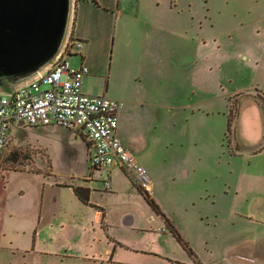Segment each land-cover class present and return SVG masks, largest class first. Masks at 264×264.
I'll return each mask as SVG.
<instances>
[{
	"label": "rangeland",
	"instance_id": "rangeland-1",
	"mask_svg": "<svg viewBox=\"0 0 264 264\" xmlns=\"http://www.w3.org/2000/svg\"><path fill=\"white\" fill-rule=\"evenodd\" d=\"M178 1L184 7L191 3L195 15L208 16L207 59L205 47H194L183 56L176 45L173 54L166 53L151 36L152 29L146 31L125 14L115 16V2L108 14V10L97 12L90 7L87 2L92 0H77L62 45L70 35L89 37L85 62L77 47L69 61L77 68L82 63L88 67L84 87L90 92L106 93L122 102L117 135L144 163L154 181L152 197L178 224L182 241L161 230L168 228L161 217L149 221L154 210L130 185L125 193H95L94 202L110 209L112 221H120L121 201L131 204L140 216L138 226L146 227L154 237L149 240L145 230L109 223V233L123 243L117 245L120 257H115L120 264H173L174 259L194 264H264V140L261 137L254 145L246 140L250 134L257 135L254 116L262 117L256 101L264 104L260 91H264V0ZM194 36L197 40L196 32ZM213 37L219 39L213 43ZM11 82H2L0 92H11ZM198 85L208 89L204 97L208 102L201 103L202 112L192 116L184 109L194 103L192 109L198 110ZM234 101H244L243 113L239 122L234 115L228 128L231 110L237 107ZM251 104L257 109H245ZM12 133L0 163V225L6 226L8 235L3 245L14 239L18 246H29V239L17 232L19 224L37 217L42 191L47 217L56 212L51 205L72 201L73 192L67 186L87 180V150L76 130L60 125H26L15 127ZM77 161L78 169L86 172L85 179L77 175ZM98 180L90 185L103 190L104 179ZM255 198L260 203L251 208ZM73 211L77 226L67 231L77 230L76 240L39 243L41 248L60 250L62 256L49 253L39 259L28 254L24 259L3 250L0 264H85L87 260L77 257V250L87 259H99L102 254L106 258L110 252L100 244L103 232L98 227L94 233L83 223L84 219L95 221L97 210L77 211L75 207ZM84 240H89L86 246Z\"/></svg>",
	"mask_w": 264,
	"mask_h": 264
},
{
	"label": "crops",
	"instance_id": "crops-1",
	"mask_svg": "<svg viewBox=\"0 0 264 264\" xmlns=\"http://www.w3.org/2000/svg\"><path fill=\"white\" fill-rule=\"evenodd\" d=\"M106 2V3H105ZM114 2L116 4V8H114ZM112 3V4H110ZM87 4L90 7H94L97 12H106L108 9L112 10L115 9V16H124V14L134 21L137 22L138 26H143L146 31L149 29H152L151 33H156V36L152 34L153 38H157V45L160 49L163 51H166V53H172L173 54V48H176L175 46H180V49L182 51V55H188V51L190 52L194 47L198 48L199 50L205 47V55L206 59L208 58V51H206V47L211 43L210 39H205V35L209 33V25H208V16H204L200 13H197L196 15L193 12L192 4L189 3L188 6H179L180 1L178 0H95V2H87ZM76 5L77 10V0H72V6ZM105 5V6H103ZM73 8V7H72ZM108 10V14H110V11ZM77 13V12H76ZM134 25V24H133ZM213 26V25H212ZM196 32L197 40L194 39V33ZM224 35V34H223ZM222 35H219V38ZM74 37V35H72ZM84 37V36H79ZM75 38L78 40H81L84 42V48L83 52L81 53L82 61L85 62V57L89 54L90 51V41L88 40L89 37L83 39V38ZM219 38L215 39L212 38V42L214 43ZM179 40V42H176ZM179 48V47H178ZM197 52V49H196ZM204 52V49H203ZM183 56L180 55L181 58ZM175 61V59H174ZM84 64V63H82ZM32 78V76L30 77ZM29 79V78H28ZM85 79V76H84ZM27 79L20 80L19 82H11L12 86L11 89L14 87H17L20 83L24 82ZM13 88V89H14ZM198 89L200 91V98L195 102L197 104L198 110L192 109L194 107V103L189 104V109H184L185 111H190L191 115L194 116L198 112L201 111L202 107L200 106L201 103L208 102V99L204 97H207L209 95L208 89L204 87L203 85H198ZM83 90L88 94H106V93H93L90 92L88 87H84V80H83ZM93 91V90H91ZM262 93H264L263 90L260 89ZM237 94V93H236ZM107 95V94H106ZM264 95V94H263ZM255 103V102H254ZM245 109H257L255 107V104L247 105ZM120 109H119V122H120ZM202 112V111H201ZM243 113V110H242ZM123 114V113H122ZM124 114H129L128 112H125ZM244 118V116L242 117ZM254 122L252 123V126L257 128V135L253 137L252 134H250V137L247 140V144L254 145L257 144L256 142L260 141L262 138L264 140L263 134H264V125H263V116L259 117L254 116ZM55 125V124H52ZM24 125H18L13 124L10 130V136L13 134V129L15 127H20ZM118 131V129H117ZM78 133V132H77ZM80 135V133H78ZM81 136V135H80ZM82 137V136H81ZM135 137V136H134ZM132 137V138H134ZM262 137V138H261ZM83 139V137H82ZM85 146H86V156H85V162L89 164L88 168L85 167V170L87 169V172L90 171V155H91V149L89 145L85 142L83 139ZM180 143V142H179ZM182 145V144H181ZM130 149L129 146H126ZM131 150V149H130ZM132 151V150H131ZM133 152V151H132ZM134 153V152H133ZM135 154V153H134ZM136 156V155H135ZM137 158V156H136ZM138 159V158H137ZM139 161V160H138ZM140 162V161H139ZM141 163V162H140ZM142 164V163H141ZM144 164V163H143ZM79 162L77 161V171L84 173L80 174L77 172V175H86L85 170L78 169ZM82 168V166H81ZM1 169V168H0ZM4 170V169H3ZM6 170V169H5ZM183 170V169H182ZM5 172V171H3ZM189 171L187 170V173ZM87 177V176H86ZM111 180V188L106 189L104 186L103 190L95 185H90V182H98L100 180H77V185H83L88 186L91 188V195H90V203H84L75 193L73 187L67 186L69 190L73 192V199L71 202L68 203H62L59 202L58 204L51 205V209L56 211L52 216H46L45 214V207L43 206V198H44V191H42V194H40V203L37 205L38 213L37 217L34 220H22V222L19 224V227L17 228V232L19 235H24L27 239H29L28 244L29 246H18L16 241L12 239L7 245L5 244L4 240L8 236L7 235V228L4 225V228L0 225V252L3 250H7L12 254L13 256H16L18 253L23 256L24 259L27 258L28 254H35L39 255V259L43 258L44 254L51 253L52 255H60L61 251L56 249V251H53L51 249H44L41 248L39 243L41 241H54L56 242L58 238H61L62 240H68L71 241L73 239H77V230H70L67 231L69 226H77V220L74 219L76 214H74L73 209L75 207L77 208V211H81L85 207L95 208L97 210L98 215L93 219L95 221H88L87 219H84L83 223H88V226L92 228V231L94 233H97L98 227L103 232V237L100 238V244L103 248L107 247V253L105 257H103V254L99 257V259H87L88 255L85 256L82 252L79 250L77 253V257H81L87 260L85 264H120V260H115V257H120V250L117 249V245L121 244L122 242L119 239L113 238V236L109 233L110 232V224L112 226L114 225H121L124 224L127 227H132V229H140L142 231H146V227L144 226H138L140 223L139 215H136V211L131 210L132 205L121 201L120 205L122 207L121 214H120V221H112L109 219L110 209L104 207L103 205L99 204L98 202H94V195L95 193L101 196L103 193H125L124 191H128L126 188L130 185L132 190H134L136 196H138L139 199L142 201L148 202L147 198L145 197L144 193L141 191V189L127 176V174L123 171V169L120 166H115L108 177ZM85 179V178H84ZM130 179V180H129ZM96 181V182H95ZM154 183V181H153ZM19 193L22 196H27V193L19 190ZM95 198H99L98 196H95ZM155 199V198H154ZM97 200V199H96ZM156 201V200H155ZM193 206H195L196 200L193 198L190 200ZM260 199L255 198L250 201V207L255 208L260 203ZM157 202V201H156ZM158 203V202H157ZM148 206L152 208V206L148 203ZM159 204V203H158ZM63 209L66 211L64 212ZM162 209V208H161ZM152 210H154L152 208ZM163 211V209H162ZM61 212V214H60ZM133 212V213H132ZM164 215L170 220V222L175 226V228L178 230V224L174 221L172 216L169 213H165L163 211ZM66 215L69 216V218H66ZM159 216L164 221V225L167 222L165 220V216H163L160 213H157L154 210V213H151L149 215V221H153L155 216ZM4 223V221H2ZM84 226V225H82ZM164 232H170L174 234L169 226ZM161 228V227H160ZM9 230V229H8ZM179 231V230H178ZM145 233L146 239L153 240L154 237L148 232ZM29 237V238H28ZM177 238L176 236H174ZM95 238V239H94ZM94 241H96V236L93 235ZM89 240H84L85 246L88 244ZM93 244V243H91ZM123 244V243H122ZM152 245H154L152 243ZM66 247V246H61ZM79 246L77 245V248ZM127 248V246H126ZM122 248V250H124ZM139 251L141 250L140 248ZM149 252H154L149 250ZM65 254L69 253L68 251L64 252ZM143 253H146V251ZM151 254V253H150ZM65 256V255H64ZM171 260V259H170ZM38 261V260H37ZM173 264H194L190 262L185 261H179L177 259L171 260ZM30 264H36L35 261H31Z\"/></svg>",
	"mask_w": 264,
	"mask_h": 264
},
{
	"label": "built area",
	"instance_id": "built-area-1",
	"mask_svg": "<svg viewBox=\"0 0 264 264\" xmlns=\"http://www.w3.org/2000/svg\"><path fill=\"white\" fill-rule=\"evenodd\" d=\"M73 47L83 51L84 42L70 35L45 70L11 92H0V163L13 124L60 125L76 130L89 142L91 166L87 180L102 178L105 188L110 189L109 174L120 166L143 193L153 196L154 183L147 168L117 135L122 102L83 90L89 69L84 64L78 68L71 65L68 57Z\"/></svg>",
	"mask_w": 264,
	"mask_h": 264
},
{
	"label": "water",
	"instance_id": "water-1",
	"mask_svg": "<svg viewBox=\"0 0 264 264\" xmlns=\"http://www.w3.org/2000/svg\"><path fill=\"white\" fill-rule=\"evenodd\" d=\"M71 8L72 0H0V78L19 82L47 66L62 47Z\"/></svg>",
	"mask_w": 264,
	"mask_h": 264
},
{
	"label": "trees",
	"instance_id": "trees-1",
	"mask_svg": "<svg viewBox=\"0 0 264 264\" xmlns=\"http://www.w3.org/2000/svg\"><path fill=\"white\" fill-rule=\"evenodd\" d=\"M93 2H95V0H93ZM71 54V53H70ZM4 81H13V82H15L13 79H7V78H0V84L2 83V82H4ZM233 100H234V98H233ZM235 102V101H234ZM244 102V101H243ZM243 102L242 101H238L237 103L235 102V105L237 106L236 107V109H232L231 110V113H230V115H229V118H228V122H229V125H228V128H230L232 125H233V117H234V115H236L237 116V120H238V122H239V120H240V117H241V112H242V109H241V105L243 104ZM258 104H259V106H260V109H261V112H262V116H263V123H264V104L262 103V102H260V101H256ZM237 123H236V127L235 128H237ZM237 130V129H236ZM9 140H10V135H9V139H8V142H7V145H6V147H5V150H6V148H7V146H8V143H9ZM237 140V139H236ZM238 142L240 141V140H237ZM4 154H5V151H4ZM4 154H3V157H4ZM2 160H3V158H2ZM2 162V161H1ZM68 186H71V187H73V189H74V191H75V193H76V195L84 202V203H90V195H91V188L90 187H88V186H83V185H68ZM144 195H145V197L147 198V201L149 202V204L152 206V208L157 212V213H160V214H162L163 216H165L164 215V213H163V211H162V209H161V207H160V205L155 201V199L152 197V196H150L149 194H146V193H144ZM165 220H166V222H167V225L169 226V228H170V230L174 233V235L177 237V239L178 240H181V234H180V232L175 228V226L170 222V220L165 216ZM182 241V240H181ZM190 250V252H192L191 251V249H189Z\"/></svg>",
	"mask_w": 264,
	"mask_h": 264
},
{
	"label": "flooded vegetation",
	"instance_id": "flooded-vegetation-1",
	"mask_svg": "<svg viewBox=\"0 0 264 264\" xmlns=\"http://www.w3.org/2000/svg\"><path fill=\"white\" fill-rule=\"evenodd\" d=\"M122 108V106L119 108V109H121ZM118 127H119V125H118ZM85 140V142L88 144L89 142L86 140V139H84Z\"/></svg>",
	"mask_w": 264,
	"mask_h": 264
}]
</instances>
